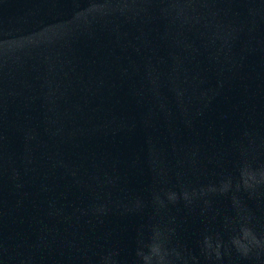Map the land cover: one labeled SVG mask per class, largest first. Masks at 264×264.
<instances>
[{
  "label": "water",
  "instance_id": "obj_1",
  "mask_svg": "<svg viewBox=\"0 0 264 264\" xmlns=\"http://www.w3.org/2000/svg\"><path fill=\"white\" fill-rule=\"evenodd\" d=\"M0 264H264V0H0Z\"/></svg>",
  "mask_w": 264,
  "mask_h": 264
}]
</instances>
